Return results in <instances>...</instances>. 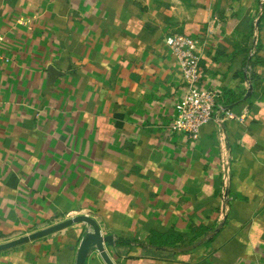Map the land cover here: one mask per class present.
I'll list each match as a JSON object with an SVG mask.
<instances>
[{
  "label": "crops",
  "instance_id": "crops-1",
  "mask_svg": "<svg viewBox=\"0 0 264 264\" xmlns=\"http://www.w3.org/2000/svg\"><path fill=\"white\" fill-rule=\"evenodd\" d=\"M214 17L202 82L243 119L194 139L170 127L185 90L165 37ZM80 214L116 264H264V0H0V243ZM92 231L0 264H76Z\"/></svg>",
  "mask_w": 264,
  "mask_h": 264
},
{
  "label": "built area",
  "instance_id": "built-area-1",
  "mask_svg": "<svg viewBox=\"0 0 264 264\" xmlns=\"http://www.w3.org/2000/svg\"><path fill=\"white\" fill-rule=\"evenodd\" d=\"M217 17L207 24V35L196 38L186 33H174L165 37V43L175 56L184 82V93L176 103V116L170 124L172 130L186 132L197 139L201 127L213 122L218 129L224 130V122L228 118H240L221 101V93L213 87H206L202 82V55L207 44L206 40L220 28ZM254 51L251 52L253 54ZM251 66L247 65L245 77L247 85L251 80ZM224 197L228 198L224 190Z\"/></svg>",
  "mask_w": 264,
  "mask_h": 264
},
{
  "label": "water",
  "instance_id": "water-1",
  "mask_svg": "<svg viewBox=\"0 0 264 264\" xmlns=\"http://www.w3.org/2000/svg\"><path fill=\"white\" fill-rule=\"evenodd\" d=\"M77 222L88 223L93 228V231L86 234V236L82 239L78 249L76 264H86L89 251L93 249H96L100 253V255L107 264H116L108 253L105 245L108 244L113 246L115 244L113 235L102 234L99 223L96 221V219H94L88 214H80L72 218L65 219L46 228L37 230L33 233L20 236L13 240L2 242L0 243V252L22 245L29 241L41 238L43 236L52 234L54 232L60 231Z\"/></svg>",
  "mask_w": 264,
  "mask_h": 264
}]
</instances>
